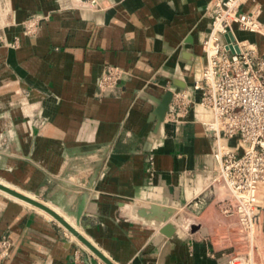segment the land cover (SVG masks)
Here are the masks:
<instances>
[{
    "label": "crops",
    "instance_id": "0c3cea01",
    "mask_svg": "<svg viewBox=\"0 0 264 264\" xmlns=\"http://www.w3.org/2000/svg\"><path fill=\"white\" fill-rule=\"evenodd\" d=\"M71 1L0 0V179L72 220L112 264H227L224 192L208 185L213 138L191 111L158 110L204 64L209 0ZM255 8L264 22V0L239 11ZM105 66L127 75L98 96ZM165 207L177 209L170 235L157 220ZM69 234L0 192V237L12 241L3 264H105ZM257 241L264 264V209Z\"/></svg>",
    "mask_w": 264,
    "mask_h": 264
},
{
    "label": "built area",
    "instance_id": "2783aa9c",
    "mask_svg": "<svg viewBox=\"0 0 264 264\" xmlns=\"http://www.w3.org/2000/svg\"><path fill=\"white\" fill-rule=\"evenodd\" d=\"M86 1L88 7L97 6L96 0ZM242 2L208 1L210 26L200 42L204 64L190 87L171 91L167 107L174 119L191 111L213 138L215 166L208 185L224 192L218 203L220 213L229 219L231 250H222L227 264H251L264 209V46L259 52L255 44L237 40L231 27L235 24L264 39V22L258 19L257 8L240 12ZM126 75L117 66H105L96 82L97 95L111 93ZM195 91L197 99L192 96ZM231 138L234 143L229 145ZM8 243L7 237L0 241V264L8 257Z\"/></svg>",
    "mask_w": 264,
    "mask_h": 264
},
{
    "label": "water",
    "instance_id": "95a60500",
    "mask_svg": "<svg viewBox=\"0 0 264 264\" xmlns=\"http://www.w3.org/2000/svg\"><path fill=\"white\" fill-rule=\"evenodd\" d=\"M171 98V92L168 91L166 93V95L164 96V98L162 99V101L160 102L159 108L158 110L163 113L164 111H166L167 108V104L169 102ZM163 115L160 116L159 119L162 118ZM0 189L2 191H5L19 199H22L40 209H42L43 211H45L46 213H48L52 219H54L55 221H57L66 231H68L71 235L75 236V238L77 240H79L82 244H84L86 247L89 248V250H91L102 262H104L105 264H112L102 253H100L97 249H95V247H93L90 243H88L84 237H82L77 230L71 225L69 224L61 215H59L56 211H54L53 209H51L50 207H48L47 205L43 204L40 201H37L36 199L30 198L24 194H21L19 192H16L2 184H0ZM82 203L81 202L80 206L78 207L77 210V216H79L81 208H82ZM167 212V211H166ZM164 216L168 217L169 215L167 213H164ZM159 231L164 234V235H170L171 234V229H169V227L167 226V224L163 225L162 227H160Z\"/></svg>",
    "mask_w": 264,
    "mask_h": 264
},
{
    "label": "bare ground",
    "instance_id": "6f19581e",
    "mask_svg": "<svg viewBox=\"0 0 264 264\" xmlns=\"http://www.w3.org/2000/svg\"><path fill=\"white\" fill-rule=\"evenodd\" d=\"M32 21V18H30V19H27V21L26 22H24V27H25V25H26V27H28V28H31V29H34V23L33 22H31ZM23 24V23H22ZM1 30V29H0ZM0 184H2V185H4V186H6V187H8V188H10V189H12V190H14V191H16V192H19V193H21V194H24V195H26V196H28V197H30V198H33V197H31L30 195L31 194H29V193H24V191L23 190H21L19 187H17V186H15V185H12L11 183H8V182H6V181H3L2 179H0ZM220 190V192H219V194L220 195H222V189L220 188V187H218ZM0 191H2L1 189H0ZM5 195H7L8 197H10L12 200H14V201H16V202H18V203H20V204H22V205H27V207H30V208H32V209H35L36 211H38V212H40V213H42V214H44L45 216H47V217H50L51 218V216L48 214V213H46L45 211H43L42 209H40V208H38V207H36V206H34V205H32V204H30V203H28V202H26V201H24V200H22V199H19V198H17V197H15V196H13V195H11V194H9V193H7V192H5V191H2ZM33 199H35V198H33ZM37 200V199H36ZM38 201V200H37ZM41 202V201H40ZM44 204V203H43ZM45 205H47V204H45ZM53 207V206H52ZM56 208V207H55ZM147 210L148 209H151V208H146ZM167 209H169V210H171V212H172V214H174V213H176L177 212V209H175V208H168V207H165V208H163V209H161V211L162 212H165ZM55 210V209H54ZM139 210H141V211H145V210H143V209H139ZM56 211V210H55ZM172 214H169L171 217H172ZM60 215V214H59ZM69 224H71V225H73V222H72V220H69V219H67L65 216H62ZM69 218V217H68ZM167 222V221H166ZM169 224V223H168ZM260 233V232H259ZM72 239H74L75 241H77L78 243H81L79 240H77L75 237H73L72 236ZM261 241V240H260ZM8 242H9V247L7 248V253H8V255H9V253H10V248H11V243H12V241L10 240V237L8 238ZM259 243H261V242H259ZM263 243V242H262ZM257 244H258V241H257ZM259 245V244H258ZM261 246V245H260ZM259 246V247H260ZM263 246V245H262ZM12 250V249H11ZM259 251H260V249H259ZM259 252H258V249L255 251V253H254V255H252V257H251V264H255V257H256V255L258 254Z\"/></svg>",
    "mask_w": 264,
    "mask_h": 264
},
{
    "label": "rangeland",
    "instance_id": "374dc122",
    "mask_svg": "<svg viewBox=\"0 0 264 264\" xmlns=\"http://www.w3.org/2000/svg\"><path fill=\"white\" fill-rule=\"evenodd\" d=\"M6 8H3V10H5ZM31 18H33L32 16H31ZM7 19L8 20H10V15H7ZM26 22V21H25ZM34 23H36V22H34ZM23 27H24V25H23ZM233 29H234V32H235V36H236V38H238V39H241V38H246V39H248V40H253L255 43H256V45H257V47H258V49H259V52L263 49V46H264V43H263V40H262V38H256L254 35H252V34H250V33H248V32H240V31H238V30H236V27H235V24H233ZM24 30L27 32V34H29V33H32V31H34V29H31V28H28V27H26V25H25V27H24ZM251 36H253V37H251ZM0 41H1V39H0ZM24 95L26 94V93H23ZM230 144H232L233 142H234V138H231V139H229V141H228ZM1 193H3L2 191H0ZM25 193V192H24ZM26 194V193H25ZM31 197H33V198H35L34 196H32V195H30ZM36 199V198H35ZM22 205V204H21ZM158 211H160V210H157L156 212H158ZM164 213H167L168 215L169 214H172V212L171 211H169V212H164ZM175 214V213H174ZM174 214H172V217H174ZM157 215H158V213H157ZM170 215L168 216V217H166V216H164L163 215V213H162V219H160V218H158L157 220H158V222L159 223H163V224H168L166 221L169 219V218H172ZM71 237L73 236V235H71V234H69ZM73 237H75V236H73ZM6 238V235H3V237H0V241H2V240H4ZM74 240V239H73ZM258 255V254H257ZM256 255V256H257ZM256 259H257V257H255V264H259V262H262V261H256Z\"/></svg>",
    "mask_w": 264,
    "mask_h": 264
}]
</instances>
